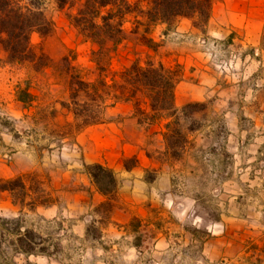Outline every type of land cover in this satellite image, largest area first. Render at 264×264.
Wrapping results in <instances>:
<instances>
[{"label":"crops","instance_id":"1","mask_svg":"<svg viewBox=\"0 0 264 264\" xmlns=\"http://www.w3.org/2000/svg\"><path fill=\"white\" fill-rule=\"evenodd\" d=\"M178 21L173 34L184 41H174L167 56L168 67L176 65L179 70L174 106L181 109L198 104L221 110L227 166L219 180L222 184L212 192L228 199L225 213L229 216L221 214L208 225L201 215L199 198L177 193L176 162L169 157L164 137L167 120H142L140 116L149 114L148 107L138 116L127 102L107 108L112 119L83 128L72 144L56 146L52 130L45 131L43 140L47 143L40 145L44 143L38 134L36 98L23 103L18 100L20 93L13 95L6 102L9 110L5 116L16 125H0V181L21 178L49 183L59 199H67L72 228L85 234L87 218L106 198L95 189L84 167L100 164L118 181L108 229L133 220L155 228L168 209L177 224L210 228L213 238L202 244L206 260L232 258L237 264H264V0H215L203 28L193 26L190 19ZM205 36L214 38L224 53H235L237 62L231 73L217 71L212 55L200 42ZM70 116L68 113L65 118ZM23 133L27 136H21ZM193 133L195 139L203 133L206 137L216 134L210 126L207 131ZM211 153L217 156L216 149ZM197 162L200 160L191 158V164L196 166ZM82 181L89 190H82ZM67 185L70 189H63ZM10 196L0 192V212L13 210ZM245 197L248 203L243 202ZM229 235L235 240L225 242Z\"/></svg>","mask_w":264,"mask_h":264},{"label":"rangeland","instance_id":"2","mask_svg":"<svg viewBox=\"0 0 264 264\" xmlns=\"http://www.w3.org/2000/svg\"><path fill=\"white\" fill-rule=\"evenodd\" d=\"M45 13L53 25V30L46 37L34 33L31 36V44L37 54L42 53L51 61L49 66L35 71L34 66L28 64L9 65L6 63L5 53L0 49V125L15 127V121L5 116L9 110L6 102H9L13 95L17 97L21 91L27 90L36 98L34 107H39L38 134L41 135L40 143H44L40 145L47 143L43 140L46 138V130L53 131L55 139L52 143L56 146L72 144L75 134L83 130H76V122L71 116L67 120L65 117L68 112L60 106L61 103L72 104L70 82L76 79L93 82L102 76L107 77L108 83L111 78L119 80L118 73L134 62L140 65L147 62L161 63L169 68L167 56L172 49L170 46L174 41H184L173 34V28L180 25V21L176 20L169 27H151L145 35L142 27L137 31L133 30V16L128 15L124 24L125 40L111 54L110 66L107 68L105 64L106 69L101 72L93 60L92 53L96 47L85 43L78 35L67 20V12L58 10L54 4L47 1ZM193 26L204 27L194 24ZM144 36L157 43V47H147L143 42ZM200 42L212 55L211 60L215 61L217 71L231 73L234 70L237 58L232 50L228 54L224 53V48L209 36L203 37ZM213 51L217 53L214 54ZM63 58H66V61L63 62ZM170 67L177 75L179 70L176 65L170 64ZM137 99L138 106L147 111L146 100L141 95ZM78 100L83 101L85 98L80 96ZM111 103L112 101L106 98L99 109L100 123L112 119L107 111V108L112 107ZM127 103L131 106L133 114L141 115L136 111L134 102ZM51 106L57 110H51ZM220 111L214 107L200 106V110L193 114L196 122H182L185 143L176 150L177 156H173L169 150L171 161L176 162L174 182L177 193L199 198L201 215L208 225L217 221L221 214L229 216L225 213L228 199L215 197L212 192L222 184L219 180L227 166V158L222 148L225 128L222 122H219ZM55 112H58L57 115ZM201 115H204L202 120L195 119ZM54 116H57L56 119H53ZM140 119L144 120L146 117L140 116ZM208 126L216 132L215 135L206 137L204 132L203 137L198 138L199 135H196V139L192 138L195 130L207 131ZM188 127L192 128V133L186 131ZM21 136L27 135L23 133ZM214 149L217 150V156L211 153ZM191 158L200 160L198 165L191 164ZM215 164L218 165L217 168H213ZM147 175L149 178L152 176L150 173ZM21 181L25 190L17 187L10 196L13 210L2 209L0 212V264H237L232 258L217 262L206 260L202 254V244L213 238L210 228L196 229L195 226L177 224L168 214V209L159 217L155 228L133 220L128 225L108 229V215L103 213L102 209L95 208L91 218H87L88 233L86 229L85 234L76 232L72 228L73 219L68 216L71 210L66 198L59 199L50 184L47 185L45 181ZM80 187L84 191L89 190L87 186H83V181ZM63 189H70L69 185ZM85 195L89 196L90 193ZM243 202L248 203V198L245 197ZM223 206L222 213L220 210ZM16 228H19L22 234L27 231L32 235V238L28 235L25 241L33 244L39 254L26 256L13 250ZM181 231L184 233L181 234ZM233 240L235 239L229 235L225 242Z\"/></svg>","mask_w":264,"mask_h":264},{"label":"trees","instance_id":"3","mask_svg":"<svg viewBox=\"0 0 264 264\" xmlns=\"http://www.w3.org/2000/svg\"><path fill=\"white\" fill-rule=\"evenodd\" d=\"M50 2L58 10L66 11L67 20L75 28L85 43L96 47L93 51L94 63L101 71L110 66V56L125 40L124 24L126 16H133L135 31L144 28L145 35L151 27L157 25L171 26L177 19L186 18L194 25L205 26L209 20L214 0H0V49L5 53L6 63L12 66L32 65L39 71L50 64L42 53L37 54L31 44V36L36 33L48 36L53 25L45 13V3ZM144 44L152 49L157 47L151 38L143 37ZM62 61H66L63 58ZM106 64V67L104 66ZM119 80L106 76L98 77L93 82L76 79L70 82V100L72 104L61 106L66 109L76 122V130L101 122V106L109 98L114 106L120 102H134L136 111L141 115L145 111L138 106V96L145 100L149 114L145 115L150 123L166 119L165 143L173 156L185 143L182 122H196L193 114L200 110L198 104H187L181 109L174 106L176 75L173 70L161 63L147 62L140 65L132 63L118 73ZM83 96L85 100L79 101ZM32 95L23 90L18 100L28 102ZM73 106V107H71ZM188 127L186 131L191 132ZM95 189L106 198L97 210L109 215L114 208V197L118 189L113 172L100 164L84 167ZM25 190L20 178L0 181V192L13 194L16 188ZM9 223V221H6ZM16 239L12 243L16 253L31 256L39 254L33 244L25 241L32 235L15 229ZM88 233V229H86ZM31 240V239H30ZM43 252V251H41ZM42 254V253H41Z\"/></svg>","mask_w":264,"mask_h":264}]
</instances>
